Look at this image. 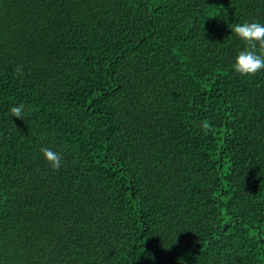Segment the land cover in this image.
Segmentation results:
<instances>
[{
    "label": "trees",
    "instance_id": "trees-1",
    "mask_svg": "<svg viewBox=\"0 0 264 264\" xmlns=\"http://www.w3.org/2000/svg\"><path fill=\"white\" fill-rule=\"evenodd\" d=\"M253 21L264 0H0V264H264V70L231 69Z\"/></svg>",
    "mask_w": 264,
    "mask_h": 264
},
{
    "label": "clouds",
    "instance_id": "clouds-1",
    "mask_svg": "<svg viewBox=\"0 0 264 264\" xmlns=\"http://www.w3.org/2000/svg\"><path fill=\"white\" fill-rule=\"evenodd\" d=\"M231 32L245 45L234 57L231 69L241 76L254 75L264 70V24L255 21L237 23L232 26ZM21 69L22 66L18 65L16 73L22 76ZM25 110L24 104H18L10 106L9 113L11 117L22 119ZM208 127L207 123H202L204 130ZM39 151L53 170H59L63 160L59 152L44 146Z\"/></svg>",
    "mask_w": 264,
    "mask_h": 264
}]
</instances>
